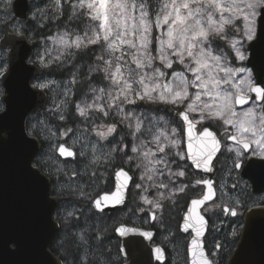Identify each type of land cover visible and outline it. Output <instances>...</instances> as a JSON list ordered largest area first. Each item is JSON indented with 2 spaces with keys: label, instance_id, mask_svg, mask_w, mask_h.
<instances>
[{
  "label": "snow or ice",
  "instance_id": "obj_1",
  "mask_svg": "<svg viewBox=\"0 0 264 264\" xmlns=\"http://www.w3.org/2000/svg\"><path fill=\"white\" fill-rule=\"evenodd\" d=\"M2 2L7 7L12 0ZM53 8L57 18L71 8L68 18L84 25L82 35L65 31L49 37L62 46L61 55L55 59L59 61L65 53L74 56L76 53L70 49L98 48L100 54L89 66L88 78H98L104 86L90 85V98L72 101L68 98L78 83L73 74L63 90L65 99L50 109L64 124L49 126L42 121L40 132H36L35 124L26 122L21 127L13 122L16 98L23 109L21 117L37 97L43 100L55 81L41 73L30 83L32 68L28 65L48 69L52 58L38 51L36 59L28 58L27 64L26 53L10 64L0 56V82L7 85L20 74L16 87H10L7 93L8 106L0 102V170L11 149L22 181L20 219L13 229L0 225V256L11 257V264H49L46 236L53 217L45 176L51 180L53 173L34 151L35 140L43 135L51 154L48 159L57 165L56 172L68 175L67 166L79 179L90 171L89 189L104 179L101 168H112L116 183L110 194L92 195L79 183L73 189L100 212L124 203L129 184L139 190L137 194L147 206L132 210L133 214L144 212L148 217L145 223L157 219L166 208L165 201L175 205L183 194L180 230L189 235L186 250L191 255L190 264H217L216 252L225 246L216 243L215 251H207V213L219 209L223 215L236 218L230 235L245 241L258 226L251 218L247 223L240 220L242 205L238 199L229 197L217 204L215 182L198 176V172L189 173V169L212 172L213 161L225 150L233 154L232 171L238 176L242 171L255 183L252 169L259 168L260 179L264 180V0H68L67 4L54 0ZM17 32L23 40V33L19 29ZM5 95L4 87H0V96ZM138 101L170 106L177 127L159 134L149 128L151 138L140 139L137 133L144 136L143 120L124 108ZM68 104L73 105L74 117L91 126L95 142L68 127L64 114ZM113 113L119 120L113 117L111 123L106 122L105 118ZM119 124L131 129L128 134L132 141L115 139ZM105 141L111 145L107 151L101 143ZM56 153L71 161L54 159ZM85 159L88 164L84 173L71 166ZM239 186L238 180L232 188ZM152 189L156 190L154 196ZM54 219L66 227L77 218L72 211L61 214L58 210ZM128 223L133 222L113 226L123 238L120 252L125 257L139 249L145 239H153L152 232L129 227ZM259 236L264 249V224L259 225ZM153 251L157 261L165 259L162 247H155L150 256Z\"/></svg>",
  "mask_w": 264,
  "mask_h": 264
},
{
  "label": "rangeland",
  "instance_id": "obj_2",
  "mask_svg": "<svg viewBox=\"0 0 264 264\" xmlns=\"http://www.w3.org/2000/svg\"><path fill=\"white\" fill-rule=\"evenodd\" d=\"M14 0H12L10 6H5V4L0 0V38L3 36V28L7 22H9L10 26V31L15 32L18 34L17 29H19L23 34L28 36L30 40H35V37L37 33L33 31V28L36 25L39 24H46L48 22H51V19L54 21L57 18V15L54 11L53 4L54 0H31V10L29 17H27L26 20L20 21V19L16 18L13 10H12V3ZM71 11V8H70ZM5 17L6 20H4L2 17ZM34 24V26L32 25ZM65 31H68L66 29H61V30H54L52 34L49 37H57L59 35H63ZM79 34H83V31ZM49 37L46 38H37L38 43H36V46L34 48L33 54L31 56V59H36V54L39 51L41 55H44L45 58H52V64L53 65H62L65 64L67 65L68 60L71 58L65 53L62 58L57 61L55 58L57 56H60V48L62 47L61 45L53 43L52 39ZM47 49V51H45ZM94 49L97 51V55L100 54V51L98 48ZM69 51L72 52H77L78 50L76 49H70ZM8 51L3 49L0 46V56H2L4 59H7ZM50 66V67H51ZM75 70L78 72L79 67L75 68ZM180 70V69H179ZM177 70V71H179ZM77 72H73L69 78H57L52 75H46L44 74V78L47 80L55 81L54 84L50 86V90H48V95H49V102L48 106L46 109H44L41 113L31 116L28 118L29 123L35 124L37 127L34 131L40 132L42 128L41 122L43 121L44 123L48 124L49 126H59L63 125V121H58L57 120V113L54 111H50V109H53L56 104H59L61 100L65 99V96L63 95V90L67 83L72 80L73 74L76 75L77 80H78V75ZM88 76H89V68L87 69ZM171 79V77H169ZM96 82L98 83H91L87 82L83 86H73V95L69 97L68 99L73 101V98L77 97L76 102H79L82 99L85 98H90L93 94L89 91V86L93 87H103L104 83H102L98 78L96 79ZM0 87H2V84L0 82ZM77 92V93H76ZM86 94V95H85ZM75 101V100H74ZM1 102V101H0ZM143 104H152L147 101H138L136 105H125V111H132L133 116L136 118H139L143 120V126H142V132H144V136H141L140 133H137V136L140 137V139H144L145 136H147L148 139L151 137L147 133V129L151 128L152 132L154 134H159L160 132H168L170 131L171 128H174V123L168 118H166L163 115H158L155 113H152V111L146 110L143 107ZM73 108L72 104H68L67 107L64 109V114L66 115L67 111L70 108ZM73 113H74V108H73ZM73 117V120L75 122L77 121V124H70L67 123L68 127H71L74 132L79 134H83L84 136H87L91 141L95 142L97 139L95 137L94 132L91 131V126L82 122L81 119L77 116L74 117L73 114L71 115V118ZM113 117L118 121L119 117L115 116V113H113V116H110L108 118H105V121L108 123H111L113 120ZM67 122H72L71 119H68ZM151 122V123H150ZM134 123V121H133ZM154 125V126H153ZM62 130V129H61ZM131 131V129L126 128L124 124H119L118 125V132L119 135L115 136L116 140H120L121 137H124L125 143L130 142L133 140V137L129 135L128 133ZM46 134V133H45ZM70 136L72 135L71 133L69 134ZM40 141H43V157L44 161L47 164V167L52 171L53 175L52 178H55V190L56 192H59L63 199L64 202L59 209L61 211V214H64L66 212L72 211L75 213V217L77 218L76 220H73L70 224L67 226L69 227L71 233L76 232V238L78 239L77 243L80 245V250H81V256L87 260L88 257H95L96 253L98 254L97 250V245L91 243L90 237L88 236V233L93 231L95 227L97 228H104L106 223L105 219H103L95 210L94 208L90 205V203L87 200H84L83 198L79 197L77 194L74 193L73 189L76 186V183H79L85 187L86 190L90 191L92 195H96L97 193H102L106 190H110L111 188V182L114 184L113 181V175H112V168L109 167L107 171H104L103 168L100 169V171L104 175V179L101 180L97 185L93 186V188L89 189L88 184H89V179L88 175L90 174V171L88 174L82 175L79 179H77L76 176L72 175L71 172L69 171V168L66 166L65 167V172H68V175H65L64 173H57L56 172V164H53L51 160L48 159V156L51 155L48 153V141L43 140V135H41L40 138H38ZM65 139H68V137H65ZM109 139H112L111 137ZM104 145V150L107 151L108 148L111 147L110 144H108L106 141L101 142ZM131 154V153H130ZM59 158L60 161H64L59 155L56 153L55 158ZM71 161V159H67ZM117 163H119V160H117ZM88 164V160H83L78 163H74L73 167H75L78 171L84 173L86 171L85 166ZM125 168L127 169V165H125ZM139 173H137V176ZM69 176H71V180L69 179ZM157 180H162L165 179L164 177H157ZM165 182H167L165 180ZM100 192V190H102ZM132 196H131V208H133L134 205H136L135 202L139 203V207H144L147 208L146 205H143L142 201L139 198V195L137 194L139 192L138 189H132ZM155 189L151 190V195H155ZM161 192H164V189L160 190ZM139 198V199H138ZM141 202V203H140ZM167 202V201H165ZM83 206V207H82ZM96 212V213H95ZM139 215H143L144 212L138 211ZM130 213H124L122 214V218L125 217V219H129ZM142 219V218H141ZM148 219V217H147ZM165 220V211H161V213L158 215L156 219V225H158L160 228L162 227L161 223L162 221ZM177 230V229H176ZM175 229H169L170 233H174L176 231ZM72 233V234H73ZM86 234V235H85ZM83 237V239H81ZM64 243V242H63ZM173 249L175 247L173 246ZM109 253V252H108ZM105 254V253H104ZM88 261V260H87ZM88 263V262H86ZM99 263L104 264L106 263V259H101L99 258Z\"/></svg>",
  "mask_w": 264,
  "mask_h": 264
},
{
  "label": "flooded vegetation",
  "instance_id": "obj_3",
  "mask_svg": "<svg viewBox=\"0 0 264 264\" xmlns=\"http://www.w3.org/2000/svg\"><path fill=\"white\" fill-rule=\"evenodd\" d=\"M31 9L32 8L30 7V10ZM2 18L6 20L4 16ZM10 30L9 22H7L3 28V35L5 33H15ZM174 126L177 127L176 125ZM228 143H231V141ZM232 156L233 154L222 150V152L218 154V158L213 161L214 169L212 172L204 173L190 168L189 173L198 172V176H203L204 178L211 179L215 182L214 187L216 189L217 204H223L229 197L233 200L238 199L242 205V207L239 208V211L242 213L239 218L245 222L246 215L250 210L254 208H264V202H262V198H264V180L255 185L253 181L250 180L249 177L242 171L238 176L235 171H232ZM188 163L190 164L191 162L189 161ZM240 177H242V179H240ZM238 180L240 181V186L233 189L232 185ZM113 181H115L114 176ZM244 182H247L248 184L246 189L244 188ZM114 187L115 184H112L110 190H106L103 193L112 192ZM132 189L133 188L131 187L129 190L128 201L124 208L113 211L112 213H99V215L106 220V222H103L106 223L105 227L102 229L99 228L102 230L101 234L106 233L108 229L112 230L111 238L113 239V242H111V245L108 244L106 252L114 250L112 245L117 244L116 248L120 254L119 258L123 261L122 264L128 261V259L124 258L120 252L121 239L117 233L113 231V226L118 225L120 222L132 221L133 223H128L127 226H135L143 231H154V237L150 241L149 245L151 247L159 245L165 250L166 260L164 262L157 261L155 264H190L191 255L186 250V240L189 239V235L188 233H184L180 230V225L182 224L181 217L184 215L183 205L185 203V199L183 194L177 197V203L175 205L168 201L164 202L166 208L162 211H165V220L162 221V227L160 228L155 224L156 220L154 222L148 220V222L145 223L144 221L147 220L145 213L143 215H139L138 211H135V214H133L132 210H136L138 206H140L139 203L135 202L136 205H134L133 208L127 207ZM124 213H130L129 219H125V217L122 218V214ZM206 218L209 219L208 229L205 233V247L207 251H215L213 245L216 243L223 244L225 247L216 252L215 260L217 261V264H230V258L240 239V237L234 238L230 235L233 221L236 218L223 215L219 209L207 213ZM59 225L61 229V224ZM169 229L177 230L174 233H170ZM88 236L90 237L91 234L88 233ZM173 246L175 249H173Z\"/></svg>",
  "mask_w": 264,
  "mask_h": 264
},
{
  "label": "water",
  "instance_id": "obj_4",
  "mask_svg": "<svg viewBox=\"0 0 264 264\" xmlns=\"http://www.w3.org/2000/svg\"><path fill=\"white\" fill-rule=\"evenodd\" d=\"M13 12L15 17L18 19H26L29 12V0H14L12 3ZM0 46L3 49H8V60L9 63L13 60L18 61L21 55H25V63L27 64L28 58L31 56L32 51L34 49V45L28 40L26 35L23 34V40H21V36L14 33H5L0 39ZM32 68V73L29 74L30 83L33 78L41 74V68L38 65H28ZM20 78V74H17V77L10 82L9 84H4L1 82L2 86L5 90V96H1L0 100L5 104V107L8 106V100L6 99L9 88L16 87V81ZM48 103V95L44 96L43 100L37 97V102L31 105V109L26 112L22 117L20 113L23 111L19 104V98H16V107L13 116V122H19L20 126L23 127L27 121V118L30 115H36L43 111ZM35 154L38 155L41 149V143L38 139L35 140ZM58 154V153H57ZM59 155V154H58ZM62 159H71L61 157ZM131 174V173H130ZM252 174L257 177L256 182H262L260 179V170L257 168L252 169ZM248 176V175H246ZM249 177V176H248ZM115 180V177H114ZM45 183L47 184V193L48 200L50 201L49 207L51 208V215L53 219L51 220L52 228L47 232L46 236V252L47 259L49 264H63L62 260L59 259L51 250L50 245L53 239L55 238L60 226L57 221L54 219V212L57 208L60 198L54 197L51 195V180L45 176ZM116 183V181H115ZM131 184H129V188ZM128 188V191H129ZM115 190V187H114ZM113 190V191H114ZM21 191H22V181L19 174L18 163L12 156V150H8V155L3 166V169L0 170V225L7 227L8 229H13L19 222L21 215ZM128 191L124 193V203L109 206L104 209L103 212L95 210L99 213H112L118 209H122L125 207L128 201ZM111 192H109L110 194ZM102 193L100 195H103ZM255 220L257 224V230L254 231L245 241L240 237L238 245L234 250L231 258L230 264H234V262H239V264H264V249L261 248L260 236H259V225L264 224V208H254L250 210L245 218V223L248 222L249 219ZM152 221V220H151ZM154 222V221H152ZM154 237V231H151ZM119 236V234L117 233ZM121 247L123 243V238H121ZM150 241L145 239L143 245L132 252L130 256L125 257L122 253V256L128 259L124 264H155L157 260L155 259V253L152 252L150 256V251L154 250L157 246H150ZM243 245V248L241 247ZM159 246V245H158ZM161 247V246H159ZM239 254V255H238ZM11 257L6 255L0 256V264H11ZM165 259L161 262H164Z\"/></svg>",
  "mask_w": 264,
  "mask_h": 264
},
{
  "label": "trees",
  "instance_id": "obj_5",
  "mask_svg": "<svg viewBox=\"0 0 264 264\" xmlns=\"http://www.w3.org/2000/svg\"><path fill=\"white\" fill-rule=\"evenodd\" d=\"M68 0H64V3L67 4ZM71 15V11L70 8H67L64 12L63 15L59 16L58 18H56V20L54 21L53 19H51V22H48L46 24H39L36 25L33 28V31H35L37 33L35 40H31L33 42V44L36 46V43H38L37 38H46L49 37L52 32L54 30H61V29H66L69 32L71 31H76L78 33H81L84 29V25L80 22V20L77 19H72L70 20L68 17ZM32 25L34 26V24L32 23ZM76 54L74 56H72L68 62L67 65L62 64V65H53L48 69H44L43 70V74L46 75H52L55 76L57 78H69V76H71V74L73 72H77L75 70V68L79 67V70L77 72L78 75V83L77 86L81 87L83 86L85 83L90 82L91 83H98L95 80H89V76H88V72L87 69L89 68V66L94 62L95 60V56L97 55V51L93 48L90 49H85V50H78L77 52H75ZM177 70H179V68H177ZM99 80V79H98ZM77 93V92H76ZM77 100V97L75 95V97L73 98V101ZM143 107L146 110L152 111V113L158 114V115H163L166 118L170 119L172 121V123H174V125L177 126L175 120V113L173 111H170V106H166L163 104H143ZM73 114V108L71 107L67 113L66 116L68 117V119H71L72 122H67L72 125L77 124V121L75 122V120H73V117L71 118V115ZM42 142V148L38 154V156H41L43 159V151H44V147L43 144L44 142ZM45 162V161H44ZM46 164V162H45ZM47 166V164H46ZM110 182H112V180H110ZM53 185H55V178L52 179V190L51 193L53 196H60L62 197L61 194L57 195L56 190H54ZM103 191L100 190V192ZM131 196H132V191L130 192V197H129V202L127 204V207L130 208L131 207ZM63 199V197H62ZM64 202V199L59 203V205L56 208V212H55V216L57 211L61 208L62 204ZM96 213V212H95ZM102 229V228H101ZM95 227V229L93 231L90 232L91 236H90V241L93 244L97 245V250L99 251L98 254L96 253L95 257H88L87 260L85 261V259L81 256V248L80 245L77 243L78 239L76 238V232H72L70 231L68 226H63L61 225V229L58 231V233L56 234L55 238L53 239V241L51 242L50 245V250L56 254L63 262L64 264H100L99 263V258L101 259H106V263L104 264H122L123 261L122 259L119 258L120 254L119 251L117 250V244H113V249L111 251L106 252L107 246L108 244L111 245V242H113V239L111 238V231L110 229H108V231L106 233H102V230ZM94 232V233H92ZM103 238H102V236ZM76 236V237H75ZM64 242V243H63ZM105 253V254H104ZM88 262V263H86ZM102 264V263H101Z\"/></svg>",
  "mask_w": 264,
  "mask_h": 264
},
{
  "label": "bare ground",
  "instance_id": "obj_6",
  "mask_svg": "<svg viewBox=\"0 0 264 264\" xmlns=\"http://www.w3.org/2000/svg\"><path fill=\"white\" fill-rule=\"evenodd\" d=\"M83 207V206H82ZM172 224V223H171Z\"/></svg>",
  "mask_w": 264,
  "mask_h": 264
}]
</instances>
